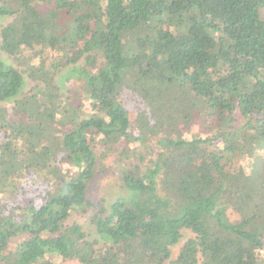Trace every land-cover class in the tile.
<instances>
[{
  "label": "trees",
  "instance_id": "obj_1",
  "mask_svg": "<svg viewBox=\"0 0 264 264\" xmlns=\"http://www.w3.org/2000/svg\"><path fill=\"white\" fill-rule=\"evenodd\" d=\"M9 2L0 7L14 18L1 48L17 66L0 60V102L22 94L25 75L34 85L16 100L15 117L0 106V264H264L255 217L264 210V158L254 193L240 191L243 171L233 168L244 150L264 151V0ZM69 67L92 114L56 83ZM125 89H136L134 104L125 105ZM176 89L193 95L210 134L163 137L153 160L148 137L173 128ZM138 108L142 132L129 116ZM119 144L127 195L89 200L106 151ZM74 213L89 216L96 238L70 223ZM184 230L195 236L171 260Z\"/></svg>",
  "mask_w": 264,
  "mask_h": 264
},
{
  "label": "rangeland",
  "instance_id": "obj_2",
  "mask_svg": "<svg viewBox=\"0 0 264 264\" xmlns=\"http://www.w3.org/2000/svg\"><path fill=\"white\" fill-rule=\"evenodd\" d=\"M10 6L13 7L14 4L9 2V0H0V7L1 6ZM53 5L52 4H39V8L42 12L48 11ZM14 20L12 16H0V60L5 63L6 65H12L17 66L16 62L11 59L8 54H6L2 48V37H1V31L2 29L7 26L9 23H11ZM131 47V46H130ZM132 48V47H131ZM134 48H132V52L134 53ZM83 65V61H80L75 67L80 68ZM73 71V67L66 68L64 71L59 73L56 76V83L61 88V91L68 95H73L77 99V104L81 106V109L86 114H92L93 107L91 106V100L89 98L85 97L82 91L76 90V83L74 81L69 80L68 78L71 77L73 74H71ZM135 78L129 77V79L126 80L125 85L128 83V81L131 80V82H135ZM33 81L25 75V82L22 94L16 99H22L26 94H28L33 86ZM180 89H176V91H172L170 94V99H168L169 105L173 109V113L176 115V121L175 124L172 127H169L164 125V129L161 134H159L156 137H148L147 147L149 148V158L156 160L161 151H164V148L160 145V141L163 137H172V138H181V139H187L192 140L195 135L201 134L204 137H207L208 134H210L207 131H204L202 128L201 123H204L203 120L200 118L199 110L192 109V104L194 102V97L190 93L183 94ZM123 89L121 88V93ZM127 96H123V99L125 100L127 105L128 103L134 104L136 101V89H125L124 92ZM16 100L9 101L7 103H1L0 106L7 108V110L10 112L11 115L15 117V102ZM128 106V105H127ZM130 107V106H129ZM133 107H131L132 109ZM130 109V108H129ZM146 110L144 108L142 109H135V111H131L129 113V116L133 117V120L138 123L136 127L137 132H142V122L145 118ZM154 124V121L152 118L150 119L149 126H152ZM172 128V129H171ZM57 130L59 127L56 128ZM58 136L60 133H57ZM119 150L114 151L111 153L108 152V155H105V160H103V166L100 169V172L96 175V177L90 182L89 189H88V198L91 201L98 202L102 198L106 200V204L112 203L116 199L126 196L127 195V189L124 187V184L120 178V173L118 172L119 168V160L121 152L124 149V145H116ZM137 145H130V148H135ZM101 150V153L103 152V148L99 147ZM136 149V148H135ZM241 154L242 157L239 159H236L234 162V170H242L243 175L239 177L238 181V187L240 191L243 192H252L258 191L261 189V184L258 182V176L256 173H258V168L263 163L264 158V151L261 149H246ZM128 155L131 156V153H128ZM150 160V159H149ZM133 162L138 163V160H133ZM63 165V169L66 173H72L76 172L73 168L69 166ZM237 198V197H236ZM235 198V199H236ZM228 212L231 216L232 221L240 220L241 215L237 212L235 206L233 203L228 202ZM255 217L257 218L258 224L264 223V210L261 209H255ZM70 223H78L80 224L84 230L88 233L89 240L92 241L93 238H96V232L94 227L91 225L89 216L85 215L83 213H74L71 216ZM195 235L191 230H184L183 231V237L178 245L174 246L172 248V256L171 260H175L184 245V243L190 239L193 238ZM54 259V258H53ZM52 259V260H53ZM58 263L61 264H81L78 261H62L61 259L55 260ZM201 264V263H200Z\"/></svg>",
  "mask_w": 264,
  "mask_h": 264
}]
</instances>
